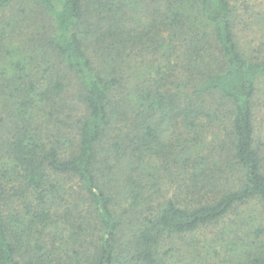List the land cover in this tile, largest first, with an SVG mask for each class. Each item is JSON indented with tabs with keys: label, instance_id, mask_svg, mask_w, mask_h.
Wrapping results in <instances>:
<instances>
[{
	"label": "trees",
	"instance_id": "1",
	"mask_svg": "<svg viewBox=\"0 0 264 264\" xmlns=\"http://www.w3.org/2000/svg\"><path fill=\"white\" fill-rule=\"evenodd\" d=\"M263 83L230 0H0V264H264Z\"/></svg>",
	"mask_w": 264,
	"mask_h": 264
},
{
	"label": "rangeland",
	"instance_id": "2",
	"mask_svg": "<svg viewBox=\"0 0 264 264\" xmlns=\"http://www.w3.org/2000/svg\"><path fill=\"white\" fill-rule=\"evenodd\" d=\"M230 3L236 11L239 44L244 49V52L248 51L251 53L259 47L264 50V26L260 21V15L264 13V0H230ZM261 87L257 122L261 125V129L264 132V83ZM207 139H210V135L207 136ZM176 180L179 181V178L168 177L163 183L161 194L166 197L172 196L177 187ZM64 184L68 188L72 187V185L75 188L74 183L68 178L65 179ZM211 236L210 233L206 235V237ZM181 259H179V262H181L179 264H182L183 260L180 261ZM198 261L199 259L197 258V263L196 261L194 263L186 261L185 264H198Z\"/></svg>",
	"mask_w": 264,
	"mask_h": 264
}]
</instances>
